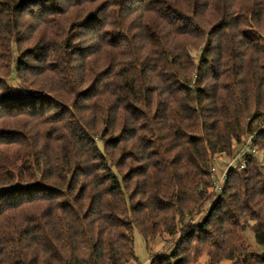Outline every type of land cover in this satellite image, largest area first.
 I'll list each match as a JSON object with an SVG mask.
<instances>
[{
	"label": "trees",
	"instance_id": "1",
	"mask_svg": "<svg viewBox=\"0 0 264 264\" xmlns=\"http://www.w3.org/2000/svg\"><path fill=\"white\" fill-rule=\"evenodd\" d=\"M251 133L264 0H0V264H130L134 230L175 237L150 264H264L256 157L210 191Z\"/></svg>",
	"mask_w": 264,
	"mask_h": 264
},
{
	"label": "rangeland",
	"instance_id": "2",
	"mask_svg": "<svg viewBox=\"0 0 264 264\" xmlns=\"http://www.w3.org/2000/svg\"><path fill=\"white\" fill-rule=\"evenodd\" d=\"M239 151H240V146L235 145L233 148V152L230 155L227 154L215 155L212 159V163L210 166V169L211 167L215 168L214 175L217 176L220 173H222L232 159L240 160L241 157L239 158L237 155L239 154ZM253 155L256 157L258 164L264 169V154L262 153V151L257 149ZM210 169L209 171L211 177L212 173ZM210 191L217 194L216 192H214L212 186L210 188ZM210 206L211 204H207L206 206H204L203 211L198 213L196 216H194L192 218V221L194 222L200 221L204 217L205 213L208 211ZM243 236H244V243L246 245V253L253 255H261L264 252V247L256 242L254 233L251 229L249 228L245 229L243 231ZM174 238L175 237L171 235H163L161 237H156L152 241H146L137 232V230H134L133 232L134 251L138 258V261H133L130 264H150L151 263L150 259H152L155 255H166L174 245L175 242ZM196 264H208L207 256L206 255L202 256ZM219 264H233V261L223 260Z\"/></svg>",
	"mask_w": 264,
	"mask_h": 264
},
{
	"label": "built area",
	"instance_id": "3",
	"mask_svg": "<svg viewBox=\"0 0 264 264\" xmlns=\"http://www.w3.org/2000/svg\"><path fill=\"white\" fill-rule=\"evenodd\" d=\"M256 140V135L255 133H251L248 134L243 140L242 142H240L239 145L240 146V151L238 157L241 159L237 160V159H232L230 161V163L228 164V166L226 167V169L220 173L219 175H214L215 172V168L211 167V177L213 179L212 181V188L214 190V192L219 193L220 191H222L225 181L227 179L228 176V171L230 169H238L241 170L245 167V161H244V155L246 154H254L255 151L257 150L256 146L254 145V141ZM220 154H225V153H220ZM219 155V154H218Z\"/></svg>",
	"mask_w": 264,
	"mask_h": 264
}]
</instances>
